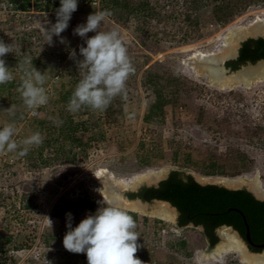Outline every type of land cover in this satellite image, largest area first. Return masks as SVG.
<instances>
[{"label":"rangeland","instance_id":"374dc122","mask_svg":"<svg viewBox=\"0 0 264 264\" xmlns=\"http://www.w3.org/2000/svg\"><path fill=\"white\" fill-rule=\"evenodd\" d=\"M10 1L0 0V40L15 45L3 57L6 66L14 69L30 56L56 93L38 116L23 105L19 84L0 85V128L14 123L18 144L35 132L43 137L24 157L0 153V264H87L85 254L63 247L66 214L74 228L103 199L110 204L94 176L102 169L121 181L169 167L229 180L254 178L259 169L264 189V79L250 88L221 89L202 81L188 61L223 52L230 30L264 21V0H130L147 3L153 8L148 15L110 12L112 0H78L61 33L65 43L54 36L52 44L46 34L60 0H49L50 8L48 0H33L41 8L29 11ZM104 10L111 15L100 30L119 31L135 72L126 98L116 97L103 112L71 114L67 104L81 77L70 53L76 50L75 59H82L79 47L86 46L73 30ZM13 74L20 81L21 74ZM152 75L160 76L157 83ZM159 96L162 110L153 107ZM11 106L15 116L4 111ZM81 200L86 204L76 207ZM120 208L136 222L141 247L135 256L142 264H247L237 250L207 260L201 229L187 226L178 233L170 220Z\"/></svg>","mask_w":264,"mask_h":264},{"label":"clouds","instance_id":"9594fccd","mask_svg":"<svg viewBox=\"0 0 264 264\" xmlns=\"http://www.w3.org/2000/svg\"><path fill=\"white\" fill-rule=\"evenodd\" d=\"M78 9V0H60V7L55 10L56 22L47 30V44H52L53 37L61 36ZM111 13L107 10L89 14L86 23L77 25L73 35L84 40L86 46L79 47L82 59L76 60V50L70 58L76 62L80 79L76 84L67 104V111L75 114L82 109L105 111L116 97L126 98L125 86L135 68L128 56V50L118 30L101 31V25ZM95 35L88 37V33ZM14 43L6 44L0 40V85L14 80L13 70L20 73V83L16 91L20 94L23 105L33 112L49 102V95L44 87L46 77L33 66L32 58L25 56L14 69L6 66L3 57L13 53ZM15 116L14 106L4 110ZM58 126L63 121L50 117ZM14 123H6L0 128V153L16 152L24 157L31 146L43 143V137L35 132L18 144ZM98 178V177H97ZM68 231L63 237V247L70 253L85 254L87 264H142L135 254L141 247L137 243V225L132 215L121 210L115 203L107 204L104 199L101 207L94 214L87 215L73 228L72 214L67 213ZM49 220V219H48ZM51 225V221L49 220Z\"/></svg>","mask_w":264,"mask_h":264},{"label":"water","instance_id":"95a60500","mask_svg":"<svg viewBox=\"0 0 264 264\" xmlns=\"http://www.w3.org/2000/svg\"><path fill=\"white\" fill-rule=\"evenodd\" d=\"M264 38V22L257 20L252 25L238 26L230 30L226 35L227 45H223L224 51L213 55H196V57L189 59V65L195 66L198 69L199 78L205 83L225 89L231 86V89L240 83H245L246 87H252V81L255 83L260 78L264 79V59L256 62H246L233 69L228 65V62L237 59L240 55V48L244 41L249 38ZM175 167L164 168L158 172H148L142 176L129 178L126 180H119L110 172L102 169L94 176L103 183L104 189H100L102 195L107 201L112 204L115 203L119 207H125L140 211L152 216L163 217L174 223L177 232L179 233L187 226H193L204 230L203 225L196 226L190 222L187 226H179V210L169 201L161 199H153L152 201H144L141 198H130L128 192L137 191L142 186H158L159 183L167 178L170 172ZM186 174H191L201 184H219L229 189L247 188L256 198L264 200V189L260 181L259 169L257 176L254 178L242 177L234 179H225L221 177L203 176L191 170H184ZM244 217L247 227L246 239L232 226L223 225L217 228L216 233L219 237L218 243L209 247L203 254L208 260L227 250H239L243 258L249 264H264V242L256 243L252 240L250 227L244 213L238 209ZM251 246L259 248L260 251L252 250Z\"/></svg>","mask_w":264,"mask_h":264},{"label":"trees","instance_id":"16d2710c","mask_svg":"<svg viewBox=\"0 0 264 264\" xmlns=\"http://www.w3.org/2000/svg\"><path fill=\"white\" fill-rule=\"evenodd\" d=\"M112 1V3H107V9L110 12L126 14L132 10L144 15L153 12V8L145 2L135 5L130 0ZM10 2L19 5L23 11H29L33 7L41 8L39 2L33 3V0H11ZM51 3L53 4V2L47 1L49 8L52 6ZM260 59H264V38H249L243 42L239 57L230 60L228 65L237 69L248 61L256 62ZM159 77V75H155V77L152 75L149 79L152 82L157 79L155 81L157 83ZM19 83V80H15L9 84L17 86ZM164 102L165 99L159 96L153 107L162 110ZM71 122L73 123V121ZM74 127V125L70 127L73 128V133H75ZM212 166L217 167L215 164ZM128 196L132 199L141 198L144 201L161 199L171 202L179 210V226H187L190 222L196 226H204L201 234L209 247L218 243L219 237L216 230L223 225L232 226L246 239L247 227L243 215L235 209L238 208L246 216L252 240L256 243L264 242V200L256 198L247 188L229 189L219 184H201L193 175L174 169L158 186L144 185L137 191L128 192ZM85 204L81 200L76 204V207ZM97 208L93 207L92 209L97 210ZM251 248L254 251H260L259 248L253 246Z\"/></svg>","mask_w":264,"mask_h":264},{"label":"built area","instance_id":"2783aa9c","mask_svg":"<svg viewBox=\"0 0 264 264\" xmlns=\"http://www.w3.org/2000/svg\"><path fill=\"white\" fill-rule=\"evenodd\" d=\"M56 78H59V76H57ZM44 87H45V89L47 90V92H48V95H49V101L53 98V96L55 95V93H56V91H55V89H54V87L52 86V85H47V84H44ZM49 103V102H48ZM47 106H48V104L47 105H45V106H41V107H39L38 109H36L34 112L32 111L31 112V114L32 115H38V116H40L41 115V113H43L44 112V110H46V108H47Z\"/></svg>","mask_w":264,"mask_h":264},{"label":"bare ground","instance_id":"6f19581e","mask_svg":"<svg viewBox=\"0 0 264 264\" xmlns=\"http://www.w3.org/2000/svg\"><path fill=\"white\" fill-rule=\"evenodd\" d=\"M259 20H261V19H259ZM261 21H263V20H261ZM264 22V21H263ZM227 45V44H226ZM211 55V54H210ZM260 79H263V78H260ZM251 83H255L254 81H252ZM245 84V83H244ZM230 87V86H229ZM227 251H230V250H227ZM236 251V250H235ZM237 251H239V250H237ZM239 253H240V251H239ZM240 255H241V253H240ZM241 257H242V260L244 261V262H246L247 264H249L244 258H243V256L241 255Z\"/></svg>","mask_w":264,"mask_h":264}]
</instances>
